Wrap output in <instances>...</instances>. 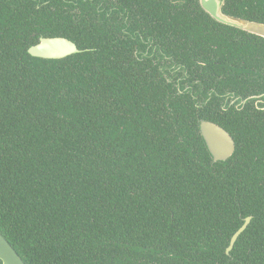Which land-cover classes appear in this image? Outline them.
<instances>
[{
    "label": "trees",
    "instance_id": "obj_1",
    "mask_svg": "<svg viewBox=\"0 0 264 264\" xmlns=\"http://www.w3.org/2000/svg\"><path fill=\"white\" fill-rule=\"evenodd\" d=\"M58 1L0 0V233L25 264H264V109L225 103L264 94V38L198 0ZM223 11L264 23V0ZM39 36L79 51L34 57Z\"/></svg>",
    "mask_w": 264,
    "mask_h": 264
},
{
    "label": "water",
    "instance_id": "obj_2",
    "mask_svg": "<svg viewBox=\"0 0 264 264\" xmlns=\"http://www.w3.org/2000/svg\"><path fill=\"white\" fill-rule=\"evenodd\" d=\"M198 3L215 21L264 38L263 22L248 20L225 13L223 11L225 0H198ZM78 51L79 49L75 42L63 36L40 37L36 44L28 48L30 55L47 59L63 58ZM199 129L213 161H225L234 153V139L221 125L210 120H200ZM250 219V216L246 217L244 223L232 235L230 243L226 248L227 254L232 249L239 234L250 222ZM0 261L2 264H25L17 251L1 233Z\"/></svg>",
    "mask_w": 264,
    "mask_h": 264
},
{
    "label": "flooded vegetation",
    "instance_id": "obj_3",
    "mask_svg": "<svg viewBox=\"0 0 264 264\" xmlns=\"http://www.w3.org/2000/svg\"><path fill=\"white\" fill-rule=\"evenodd\" d=\"M90 3H93L94 4V0H90L89 1ZM105 2L108 3V0H105ZM45 5L48 4V1H44L43 2ZM79 2L76 1V0H67V1H58V2H54L53 5H58L60 6L62 9H64V13L67 14H71L73 18H75L76 16V11H77V7L76 5L78 4ZM113 2H111L110 4H112ZM40 3H38L36 6H39ZM109 4V5H110ZM96 5V4H95ZM98 6V5H96ZM113 6L110 5L109 6V10H106L105 9V6L101 9V10H105V16H108L109 15V12H111L113 10ZM118 9V8H117ZM119 14L121 15L122 17V11H118ZM78 13H80V11H78ZM84 13H86V11H84ZM79 15V14H78ZM88 17V16H87ZM121 30L124 32V31H127V29H125L124 27H121ZM40 37H48V36H39L38 38V41L40 39ZM51 37V36H50ZM146 49L148 50L150 47L152 48V51L155 50V45H153L152 43V39L149 37L147 40H146ZM36 44V43H35ZM34 45V44H33ZM154 53V52H153ZM253 97V98H252ZM253 100V104L255 105L256 108H262L264 109V94H260V95H254V96H250L246 99H240L239 97L237 96H234V95H230V96H227L225 97V103H227V107H234V108H241L245 105L246 101L251 99ZM221 106H224V105H221ZM241 106V107H240Z\"/></svg>",
    "mask_w": 264,
    "mask_h": 264
}]
</instances>
